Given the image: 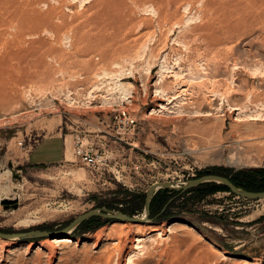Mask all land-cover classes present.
Returning a JSON list of instances; mask_svg holds the SVG:
<instances>
[{
    "label": "rangeland",
    "instance_id": "374dc122",
    "mask_svg": "<svg viewBox=\"0 0 264 264\" xmlns=\"http://www.w3.org/2000/svg\"><path fill=\"white\" fill-rule=\"evenodd\" d=\"M53 134L65 158L31 163ZM239 171L264 178V0H0V231L50 233L0 264H264V198L212 184L59 234Z\"/></svg>",
    "mask_w": 264,
    "mask_h": 264
},
{
    "label": "water",
    "instance_id": "95a60500",
    "mask_svg": "<svg viewBox=\"0 0 264 264\" xmlns=\"http://www.w3.org/2000/svg\"><path fill=\"white\" fill-rule=\"evenodd\" d=\"M204 181H215V182H218L222 185H225L226 187H228V189L232 193H234L238 196H243V197H247V198H254V199L264 198V189H261V190L244 189V188H241V187L235 185L226 175L208 172V173L196 176V177L189 178L180 185H173L171 182H168V181H160V182H156V183L150 185V187L148 188V191L146 193V196H145L144 212L140 217L130 215V214H127V213L119 211V210L106 211L107 209L105 207H101L100 209L91 208L87 211L80 213L76 217H74L73 220L66 227L59 230V232H60L59 234L64 235V234H62L64 231H67L70 227L76 225L77 223L81 222L85 218H87L91 215H95V214H99V215H102V216L107 217V218H121L123 220H129L132 222L145 221L147 219L148 214H149V205H150L151 197L153 195L154 190L157 187H159V186L170 187V188L178 187V188L185 190V189L193 187L197 184H200ZM9 200L10 199H8V198L3 199L4 202H7ZM55 233H57V232L55 231ZM47 234H50V233L46 230H39V229H31V230H27V231L10 232V233L0 231V236L6 237V238H17V237L23 238V237H28V236L37 237V236H44ZM54 234H52V235H54Z\"/></svg>",
    "mask_w": 264,
    "mask_h": 264
},
{
    "label": "crops",
    "instance_id": "0c3cea01",
    "mask_svg": "<svg viewBox=\"0 0 264 264\" xmlns=\"http://www.w3.org/2000/svg\"><path fill=\"white\" fill-rule=\"evenodd\" d=\"M67 141L59 134L41 137L30 149L28 159L31 163H52L63 160L66 156ZM40 148L38 156L31 160V151Z\"/></svg>",
    "mask_w": 264,
    "mask_h": 264
},
{
    "label": "trees",
    "instance_id": "16d2710c",
    "mask_svg": "<svg viewBox=\"0 0 264 264\" xmlns=\"http://www.w3.org/2000/svg\"><path fill=\"white\" fill-rule=\"evenodd\" d=\"M242 174H244V172H242V171H239V173L237 172V174H235V175H233L234 177H230V180L234 183V184H236V185H239V186H242V187H244V188H247V189H263L264 187H260V186H258L259 185V180L261 179L262 181L264 180V178H262V177H257V176H253L252 178H250V180L248 181V182H250V183H247V184H242L243 182H242V180H240V178H242L241 176H242ZM239 181H238V180ZM208 184H212V185H214L215 186V188H222V189H227V190H229L228 189V187H226L225 185H222V184H214V183H204V184H199V185H196V186H194V187H192V188H190V189H188V190H193V189H197V188H199V187H201L202 185H208ZM264 184V183H263ZM151 206H153V200H151ZM125 211H127V210H125ZM128 212V211H127ZM128 213H130V212H128Z\"/></svg>",
    "mask_w": 264,
    "mask_h": 264
},
{
    "label": "built area",
    "instance_id": "2783aa9c",
    "mask_svg": "<svg viewBox=\"0 0 264 264\" xmlns=\"http://www.w3.org/2000/svg\"><path fill=\"white\" fill-rule=\"evenodd\" d=\"M74 151L75 155L87 164L92 163L95 160V153L91 151V149L83 147L79 140H76Z\"/></svg>",
    "mask_w": 264,
    "mask_h": 264
},
{
    "label": "bare ground",
    "instance_id": "6f19581e",
    "mask_svg": "<svg viewBox=\"0 0 264 264\" xmlns=\"http://www.w3.org/2000/svg\"><path fill=\"white\" fill-rule=\"evenodd\" d=\"M159 105V104H158ZM162 105V104H161ZM5 193H7V194H9L7 191L5 192ZM10 195V194H9ZM12 195V194H11ZM10 195V196H11ZM5 197H9L8 195H6ZM15 197H16V195H15ZM154 231V230H153ZM143 237H138L137 238V240L138 241H140L141 239H142ZM146 240V239H145ZM49 241L50 242H52V243H59V244H61V243H65V242H68V241H71L69 238H67V237H64V238H60V239H54V238H51V239H49ZM143 242V241H142ZM2 244V243H1Z\"/></svg>",
    "mask_w": 264,
    "mask_h": 264
}]
</instances>
